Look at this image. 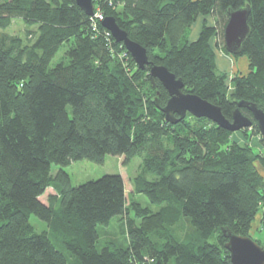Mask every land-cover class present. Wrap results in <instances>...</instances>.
Instances as JSON below:
<instances>
[{"label":"trees","instance_id":"1","mask_svg":"<svg viewBox=\"0 0 264 264\" xmlns=\"http://www.w3.org/2000/svg\"><path fill=\"white\" fill-rule=\"evenodd\" d=\"M92 4L102 19L74 0H0V264H230L223 228L249 235L264 203L256 165L264 156L207 118L187 113L175 124L165 121L158 105L169 95L150 80L149 68L164 65L184 92L218 105L228 120L238 100L264 111V0ZM246 5L249 33L237 55L247 57L255 79L234 76L229 89L210 40L216 36L228 53V10ZM208 15L215 24L188 40L191 24ZM107 16L146 49L144 69L101 25ZM16 18L23 36L4 31ZM126 56L132 71L122 65ZM239 110L252 120L240 132L264 145L251 112ZM107 155L125 163L140 158L131 192L118 173L71 184L66 166L103 163ZM48 188L53 193L42 201ZM136 194L155 208L142 206ZM31 214L47 228L36 231ZM116 216L126 238L102 242L98 225Z\"/></svg>","mask_w":264,"mask_h":264},{"label":"water","instance_id":"2","mask_svg":"<svg viewBox=\"0 0 264 264\" xmlns=\"http://www.w3.org/2000/svg\"><path fill=\"white\" fill-rule=\"evenodd\" d=\"M74 1L87 15H92V0ZM248 14L249 5L237 10H228L223 40L226 51L231 54H237L240 51L241 44L249 33ZM101 25L110 32L116 42H121L124 45L139 69H144L148 65L146 49L140 43L131 40L112 16L104 17ZM149 76L151 81L155 78L158 79L169 95L163 106L158 105L164 114L165 121L175 124L189 113L197 118H207L217 126L234 132L251 126L252 120L239 110V108L245 107L251 112L259 132L264 138V111L258 108L255 103L238 100L231 120H228L218 105L197 94L184 92L181 78H176L164 65H151ZM223 234L227 239L224 246L229 252L230 264H264V248L257 241L250 236L235 234L228 228H223Z\"/></svg>","mask_w":264,"mask_h":264},{"label":"rangeland","instance_id":"3","mask_svg":"<svg viewBox=\"0 0 264 264\" xmlns=\"http://www.w3.org/2000/svg\"><path fill=\"white\" fill-rule=\"evenodd\" d=\"M99 8H96L93 11L92 4V14L101 15L98 12ZM100 11V10H99ZM215 21L212 16H198L195 21L191 24L189 28V32L187 35L188 40H194V31H200L203 25H214ZM25 26L21 19L16 18L13 19L11 24L4 30L5 32L12 35L23 36ZM199 34V33H198ZM220 44V43H219ZM217 43V37H212L210 40V45L214 50L215 54V65L216 70L220 73H223L226 77V83L229 89H232L233 84L231 82V78L234 76H249L254 78L252 73L255 72V69L251 68L249 65V61L245 55H237L231 53H225ZM62 52L56 54L52 63L61 57ZM216 56L218 58H216ZM122 65H125L126 68L132 71L131 63L128 61L127 56L125 60H122ZM133 65V64H132ZM252 72V73H251ZM251 73V74H250ZM255 79V78H254ZM254 79H252L254 81ZM149 90V89H147ZM143 93H147V91H143ZM245 129V128H244ZM249 129V128H246ZM249 132V130H248ZM249 134V133H248ZM247 134V135H248ZM231 140L240 144V145H248L251 148H254V151L258 154H262L264 156V145L259 140V137L256 134L245 136L240 130L234 131L231 134ZM140 163L141 160L138 157L131 159L128 163L123 161V158L119 156L107 155L104 159L103 163H95L91 160L81 159L73 161L70 165L66 166L64 169L70 176V182L73 186L79 185L89 180H93L99 178L104 174L109 173H118L121 174L126 187V193L132 191V179L133 177L140 171ZM259 173L262 175L264 179V165L259 162L256 163ZM58 169V166L52 165L51 172L55 173ZM50 193H53L52 188L46 189L44 194L41 196V200L45 201L46 196ZM135 199L142 206H150L151 208H155V206L151 205L148 201L147 197L144 194H136ZM29 222L34 226L36 231H41L47 228L46 223L39 219L36 215L31 214L29 217ZM98 232L100 234V239L102 242H105L106 239H109L110 236H115L120 241H123L126 238V229L125 224L122 218L116 216L112 218L110 224L108 226L98 225ZM248 234L252 239L257 241L264 248V203L259 204L258 209L254 214V218L251 220ZM248 235V236H249Z\"/></svg>","mask_w":264,"mask_h":264},{"label":"crops","instance_id":"4","mask_svg":"<svg viewBox=\"0 0 264 264\" xmlns=\"http://www.w3.org/2000/svg\"><path fill=\"white\" fill-rule=\"evenodd\" d=\"M198 33H199L198 31H196V32L194 31V36H193V39H194L195 37H197V36H198ZM216 58H218V57L216 56ZM120 158H121V157H120Z\"/></svg>","mask_w":264,"mask_h":264},{"label":"built area","instance_id":"5","mask_svg":"<svg viewBox=\"0 0 264 264\" xmlns=\"http://www.w3.org/2000/svg\"><path fill=\"white\" fill-rule=\"evenodd\" d=\"M96 15V17H98L99 19H102V15H97V14H95Z\"/></svg>","mask_w":264,"mask_h":264}]
</instances>
